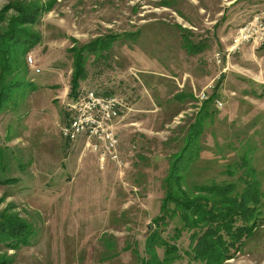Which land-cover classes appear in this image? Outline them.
<instances>
[{
	"label": "rangeland",
	"instance_id": "obj_1",
	"mask_svg": "<svg viewBox=\"0 0 264 264\" xmlns=\"http://www.w3.org/2000/svg\"><path fill=\"white\" fill-rule=\"evenodd\" d=\"M45 1L0 0V31L17 22L15 30L6 29L14 33L10 41L25 39L28 25L39 34L23 56L22 85L0 110V212L34 231L27 245L0 243L9 264H138L143 239L156 228L172 154L213 92L188 186L231 180L238 175L230 174L233 164L246 152L262 171L264 191V43L242 46L228 63L217 65L212 57L264 1L53 0L40 14L32 10ZM28 15L36 21L24 22ZM96 38L109 39L108 48L84 52V78L70 97L71 48ZM91 88L129 97L131 110L114 128L120 170L110 161L100 168L82 140L60 136L70 117L65 111ZM201 92L206 99H199ZM261 215L242 249L219 264H264L263 207ZM175 226L157 228L182 255L174 264H195L184 254L190 232L176 238ZM133 244L137 254L127 247Z\"/></svg>",
	"mask_w": 264,
	"mask_h": 264
},
{
	"label": "trees",
	"instance_id": "obj_2",
	"mask_svg": "<svg viewBox=\"0 0 264 264\" xmlns=\"http://www.w3.org/2000/svg\"><path fill=\"white\" fill-rule=\"evenodd\" d=\"M52 2L53 0H47L41 4V7L37 6L32 10L40 14L43 10H48ZM35 21L36 16L34 18L30 16L29 20L24 22L31 24ZM15 25L17 22H13L9 26L10 29L15 30L13 28ZM9 27L7 25V28L4 27L0 31V110L9 101L12 92L22 85L17 77L25 70L23 56L39 40L38 32L33 31L28 25L23 29L26 34L25 39L15 38L14 42L10 41L8 34L14 38V33L11 30L6 31ZM186 41V37H183L184 47L188 49L189 43L187 46ZM109 43V39L96 38L79 48H71L74 55L68 93L70 97L75 98L78 94L80 81L84 78V52L99 54L104 48H108ZM95 91L117 96L116 92L107 88L106 90L95 89ZM214 96L215 92L201 104L193 122L189 124L184 145L178 152L172 154L169 169L163 178L164 193L157 215L153 217L156 228L149 230L144 237L143 251L139 254L135 244L127 245L128 249L135 247L133 251L138 253V264H174L181 258L177 245L163 238L157 229L159 226H166L168 222L174 221L179 225L174 227L176 238L184 230L190 232L187 237L188 248L184 251L190 262L219 264L225 259L232 258L233 252L242 249L247 238L252 235L263 218L261 214L262 207L264 208V201H262L264 191L260 180L262 171L251 164L246 152L240 156L241 161H235L233 164L234 169L230 171V174L238 172V175L231 180L197 182L195 186H188L187 173L198 149L196 139L201 132L203 119L208 116V106ZM120 97L130 107L129 97L123 94ZM67 112L69 114V111H65V114ZM67 120L65 118L63 124ZM1 162L0 156V164ZM229 169H231L230 165ZM176 171H181V174H175ZM33 235L34 231L28 223L16 215L0 212V243L14 249L22 244H29ZM158 249L162 250V256L158 254ZM9 262L11 259L8 255L4 257L0 255V264H9Z\"/></svg>",
	"mask_w": 264,
	"mask_h": 264
},
{
	"label": "built area",
	"instance_id": "obj_3",
	"mask_svg": "<svg viewBox=\"0 0 264 264\" xmlns=\"http://www.w3.org/2000/svg\"><path fill=\"white\" fill-rule=\"evenodd\" d=\"M263 43L264 9H260L238 25L225 50L214 52L213 61L220 65L226 59L228 63L230 55L238 53L242 46H258ZM31 60V57H28V61ZM198 97L206 99L203 92ZM74 102L68 110L70 117L60 128V136L69 142L82 140L83 149L97 154L100 168L110 161L120 170L124 163L118 155V140L114 128L131 110L130 107L121 97L105 95L92 89H87ZM217 103L220 105L219 101Z\"/></svg>",
	"mask_w": 264,
	"mask_h": 264
},
{
	"label": "crops",
	"instance_id": "obj_4",
	"mask_svg": "<svg viewBox=\"0 0 264 264\" xmlns=\"http://www.w3.org/2000/svg\"><path fill=\"white\" fill-rule=\"evenodd\" d=\"M230 1H231V2L233 1L234 3H235V2H236V3H240V2H242V3H247V1H250L251 4L257 2V0H230ZM260 1H264V0H260ZM224 20H225V19H224ZM235 27H237V25H236Z\"/></svg>",
	"mask_w": 264,
	"mask_h": 264
}]
</instances>
